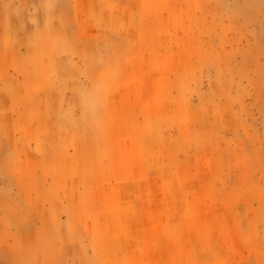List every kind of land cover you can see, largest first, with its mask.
Here are the masks:
<instances>
[{
	"label": "rangeland",
	"instance_id": "rangeland-1",
	"mask_svg": "<svg viewBox=\"0 0 264 264\" xmlns=\"http://www.w3.org/2000/svg\"><path fill=\"white\" fill-rule=\"evenodd\" d=\"M0 93V264H264V0H0Z\"/></svg>",
	"mask_w": 264,
	"mask_h": 264
},
{
	"label": "crops",
	"instance_id": "crops-1",
	"mask_svg": "<svg viewBox=\"0 0 264 264\" xmlns=\"http://www.w3.org/2000/svg\"><path fill=\"white\" fill-rule=\"evenodd\" d=\"M14 96L12 95H8L5 93H0V108L2 109L4 105H6L8 102H12L13 101ZM11 140L10 139H1V145L7 144L8 147L11 146ZM0 145V146H1ZM6 149L2 146V148L0 149V155L5 151ZM7 184L9 183L8 179H6Z\"/></svg>",
	"mask_w": 264,
	"mask_h": 264
},
{
	"label": "bare ground",
	"instance_id": "bare-ground-1",
	"mask_svg": "<svg viewBox=\"0 0 264 264\" xmlns=\"http://www.w3.org/2000/svg\"><path fill=\"white\" fill-rule=\"evenodd\" d=\"M169 196H172V194H170ZM130 257L133 261H139L140 260L139 254H137V253L133 254V256L131 255Z\"/></svg>",
	"mask_w": 264,
	"mask_h": 264
}]
</instances>
